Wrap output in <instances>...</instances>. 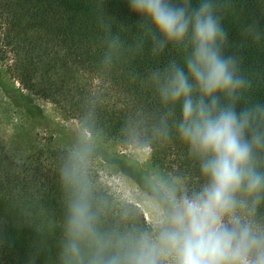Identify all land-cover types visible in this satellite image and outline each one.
Segmentation results:
<instances>
[{
    "label": "trees",
    "instance_id": "obj_1",
    "mask_svg": "<svg viewBox=\"0 0 264 264\" xmlns=\"http://www.w3.org/2000/svg\"><path fill=\"white\" fill-rule=\"evenodd\" d=\"M225 55L248 81L245 98L264 101V0H218ZM127 0H0V89L37 125L48 123L37 95L78 120L95 138L150 149L153 168L195 186L200 176L175 135L157 128L165 112L151 73L181 50L153 53ZM118 36L120 45L107 48ZM30 148V149H29ZM23 150L0 143V264H56L67 188L62 174L77 161L102 231L146 227L140 208L104 190L70 151L48 144ZM100 149V148H99ZM99 152L102 154L101 149ZM151 193L155 181L141 175Z\"/></svg>",
    "mask_w": 264,
    "mask_h": 264
},
{
    "label": "clouds",
    "instance_id": "obj_2",
    "mask_svg": "<svg viewBox=\"0 0 264 264\" xmlns=\"http://www.w3.org/2000/svg\"><path fill=\"white\" fill-rule=\"evenodd\" d=\"M127 3L153 53H183L182 62L151 73L166 109L157 131L168 137L172 118L201 179L153 183L151 222L114 234L101 230L79 163L70 160L56 264H264V101L245 98L248 81L224 53L218 0ZM106 43L114 49L120 39Z\"/></svg>",
    "mask_w": 264,
    "mask_h": 264
},
{
    "label": "rangeland",
    "instance_id": "obj_3",
    "mask_svg": "<svg viewBox=\"0 0 264 264\" xmlns=\"http://www.w3.org/2000/svg\"><path fill=\"white\" fill-rule=\"evenodd\" d=\"M32 100L48 123L42 126L33 123L22 110L12 105L0 89V143L7 148L21 146L23 150L48 144L70 151L104 190L118 200L138 206L149 224L153 212L151 193L143 187L140 176L155 182L176 180L152 167L150 149L105 143L51 102L37 95H33Z\"/></svg>",
    "mask_w": 264,
    "mask_h": 264
}]
</instances>
